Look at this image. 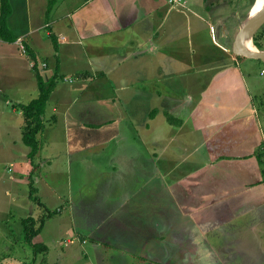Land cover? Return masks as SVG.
Returning a JSON list of instances; mask_svg holds the SVG:
<instances>
[{
	"label": "crops",
	"instance_id": "0c3cea01",
	"mask_svg": "<svg viewBox=\"0 0 264 264\" xmlns=\"http://www.w3.org/2000/svg\"><path fill=\"white\" fill-rule=\"evenodd\" d=\"M182 1L59 0L47 21L48 0H9L18 39H0V57L30 68L15 87L0 82L5 104L14 100L0 106V128L19 130L0 164L10 168L23 143L18 104L34 99L36 74L56 71L36 159L49 174L65 170V209L93 264L103 246L123 264H264V87L230 51L228 2ZM29 150L17 165L25 175ZM23 177L7 178L27 186ZM14 194L31 201L27 188Z\"/></svg>",
	"mask_w": 264,
	"mask_h": 264
},
{
	"label": "rangeland",
	"instance_id": "374dc122",
	"mask_svg": "<svg viewBox=\"0 0 264 264\" xmlns=\"http://www.w3.org/2000/svg\"><path fill=\"white\" fill-rule=\"evenodd\" d=\"M253 1L254 0L228 1L226 13L229 15V20H233V22L235 23V28L237 29V31L239 29V24L241 23V21L248 15ZM15 29L22 30L23 26H20V28L16 26ZM256 32L255 33L258 36V39L264 45V23ZM41 34L42 36H46L44 35V32H41ZM15 45L17 46L16 49L19 52L28 55V51L26 49L25 52H23L17 43ZM13 49L14 48L12 47L11 50ZM246 60H249L246 62H249L251 66L249 71L250 74L258 78L259 82L262 83V87H264V71H262L263 73H261V70H264V63L258 59L253 58H247ZM3 61L4 64H7L4 65ZM13 61L14 60L12 59L3 60L0 57V82H5L6 78H11V80L7 83H10V86L11 84H13V86L15 87L14 79L16 73L18 71L20 73H24V69L29 70L30 67L29 63L23 64V68H21V66L12 67ZM33 62L35 65L31 66V68L33 71H37L36 65L38 64V62H35L34 60ZM244 70L246 71V69ZM245 75L248 78V74L245 73ZM37 87L38 85H36L34 89V98L37 97L39 92ZM27 92L33 94L31 88L28 89ZM29 99H31V97L29 98L25 96L23 98H20L21 102L24 103L28 102ZM5 100V98L0 96V106L3 107L4 110H10L11 103H13L14 100H10V104H5ZM18 120H22V117L19 115ZM15 122L16 124L12 126L14 127V130L10 132L12 134L7 135L3 132V129L0 128V150L9 146V136L13 135L14 137H17V131L19 130L15 129L18 126L17 121ZM0 123L4 124L6 122L2 121ZM25 124L26 120L23 116V121L21 124L22 132L24 130ZM24 146L25 145L20 142L19 145H15L13 147V157L9 160V162H11L12 164L10 168L3 167V165L0 164V264H93L95 254L94 249L92 248L91 240H89L87 237H83L85 239L84 242H82L80 239H77L78 233L76 229H73L71 219L68 216L69 213H67L65 209V202L62 198H66L67 196L65 170H55L51 174H49L47 170L44 172L43 168L38 166L40 162L35 158L37 167H34L29 174L25 175L23 170H19L17 168V165H19V163L25 162L22 154V149L24 148ZM19 172H21L22 177L24 176L23 179H27V186L17 185L7 178L11 175L15 176ZM30 175L34 180V187L35 180H37V178L40 179L36 183V186L40 188V191L38 192L37 190V193L35 194L39 196L40 200L47 206L48 209L54 212V214L46 220L41 232L32 240V242L34 243L42 244L45 246L44 249L37 251L35 255L31 247L28 246L23 240L22 226L20 222L23 218L29 215H37V213H40L41 210L35 203L29 201L28 199L24 201L20 198L18 202L11 201L12 196L15 197V190L19 187L25 190L27 188V192L29 193ZM76 184V181H74L73 179L74 189H76L77 187ZM91 185V192L96 191L95 188H100L95 184L91 183ZM6 191H8V193ZM23 196L24 194H22V197ZM76 218L81 223L79 224V228L84 229V231L80 230L81 233L88 235L89 232H87V227L89 225V222L84 220L83 217ZM103 248L106 251V254L105 260L102 264H123L122 260L119 257L111 254L107 247L103 246Z\"/></svg>",
	"mask_w": 264,
	"mask_h": 264
},
{
	"label": "trees",
	"instance_id": "16d2710c",
	"mask_svg": "<svg viewBox=\"0 0 264 264\" xmlns=\"http://www.w3.org/2000/svg\"><path fill=\"white\" fill-rule=\"evenodd\" d=\"M59 0H48V6L46 10V20L49 19V13L53 5ZM209 2H228L229 0H208ZM12 7L9 0H0V39L13 43L18 37L13 33L8 25V17L11 15ZM245 19V18H244ZM260 28V27H259ZM258 31V30H257ZM257 33V32H256ZM254 34L253 43L260 49H264V45L258 39V36ZM55 48L57 47L55 35H50ZM242 58L243 56H237ZM37 85L39 94L36 98L29 101L27 104H18V107L22 111V115L26 120L24 130L22 132V141L29 147L28 158L34 167H37L35 162L36 155L39 151V141L36 137L37 133L43 128L42 115L45 112L46 103L50 97L52 90L54 89L57 79L60 78L59 74L55 71L54 74L45 79L41 74L37 73ZM32 168V169H33ZM33 178L30 175L29 181V193L28 198L35 203L41 210L37 215H29L21 220L22 233L24 242L31 247L34 255L37 251L44 249L45 246L32 242L33 238L38 235L48 218H50L54 212L47 208V206L40 200L39 196L35 193L36 188L33 186Z\"/></svg>",
	"mask_w": 264,
	"mask_h": 264
},
{
	"label": "water",
	"instance_id": "95a60500",
	"mask_svg": "<svg viewBox=\"0 0 264 264\" xmlns=\"http://www.w3.org/2000/svg\"><path fill=\"white\" fill-rule=\"evenodd\" d=\"M263 23L264 6L256 14L246 17L235 35L230 51L237 56L258 59L264 63V49L258 48L253 43V35ZM248 35H250V43L253 47L246 44Z\"/></svg>",
	"mask_w": 264,
	"mask_h": 264
},
{
	"label": "bare ground",
	"instance_id": "6f19581e",
	"mask_svg": "<svg viewBox=\"0 0 264 264\" xmlns=\"http://www.w3.org/2000/svg\"><path fill=\"white\" fill-rule=\"evenodd\" d=\"M264 6V0H254L253 1V3H252V5H251V7H250V9H249V12H248V15L246 16V17H248V16H250V15H254V14H256L257 12H259L260 10H261V8ZM245 13V12H244ZM246 17H245V19H246ZM245 19H243L242 21H241V23L239 24V27L242 25V23H243V21L245 20ZM229 34H230V32H229ZM235 37V36H234ZM228 38V37H227ZM246 41L248 42V43H246L248 46H250V47H253V44L252 43H250V35H248V37L246 38ZM232 44V43H231Z\"/></svg>",
	"mask_w": 264,
	"mask_h": 264
},
{
	"label": "built area",
	"instance_id": "2783aa9c",
	"mask_svg": "<svg viewBox=\"0 0 264 264\" xmlns=\"http://www.w3.org/2000/svg\"><path fill=\"white\" fill-rule=\"evenodd\" d=\"M168 4L171 6H179L182 5L183 1L182 0H167ZM20 42V41H18ZM20 48L22 49L23 52H25V46L21 43H19ZM35 64L32 63L31 66H34ZM42 66H45V64H41Z\"/></svg>",
	"mask_w": 264,
	"mask_h": 264
}]
</instances>
